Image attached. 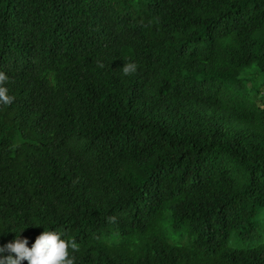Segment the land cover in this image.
<instances>
[{
    "label": "trees",
    "instance_id": "16d2710c",
    "mask_svg": "<svg viewBox=\"0 0 264 264\" xmlns=\"http://www.w3.org/2000/svg\"><path fill=\"white\" fill-rule=\"evenodd\" d=\"M0 71V246L264 264V0H0Z\"/></svg>",
    "mask_w": 264,
    "mask_h": 264
},
{
    "label": "clouds",
    "instance_id": "9594fccd",
    "mask_svg": "<svg viewBox=\"0 0 264 264\" xmlns=\"http://www.w3.org/2000/svg\"><path fill=\"white\" fill-rule=\"evenodd\" d=\"M121 68L123 74L127 76L136 71L137 65L128 62ZM8 81V75L0 71V105H10L13 102L14 98L9 95L7 87ZM23 229L21 228L18 233L12 231L15 233L13 239L0 246V264H21L25 260L27 264H75L74 253L78 251L77 244L74 240L66 239L64 233L55 228L46 229L44 226V230L29 247L27 238H21L19 235Z\"/></svg>",
    "mask_w": 264,
    "mask_h": 264
}]
</instances>
